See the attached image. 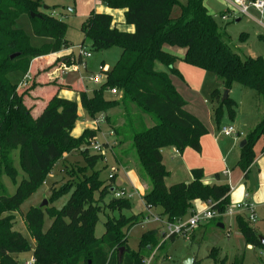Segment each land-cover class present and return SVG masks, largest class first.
<instances>
[{
  "label": "trees",
  "instance_id": "16d2710c",
  "mask_svg": "<svg viewBox=\"0 0 264 264\" xmlns=\"http://www.w3.org/2000/svg\"><path fill=\"white\" fill-rule=\"evenodd\" d=\"M102 1L110 10L125 11L124 23L134 27V31H121L112 15L94 11L82 25L85 38L81 45L88 42L91 51L98 53L118 48L121 57L113 68L104 71L102 67L105 84L91 94L84 90L76 91L80 107L91 120H95L107 110L117 106L127 110L131 104L153 119L151 127L143 125L142 128L134 126L130 129L132 148L136 152L140 171L150 181L142 198L147 211H160L157 215L168 222L186 220L193 214L194 203L200 201L211 204L215 212L224 214L230 206L231 189L226 184H204L202 169L192 171L193 180L190 183L166 185L169 173L163 162L162 149L174 147L179 153L186 149L201 153V139L209 133L204 124L187 111V103L177 92L170 76L181 77L176 65L183 62L216 77L221 88L212 92L210 103L218 130L221 128L222 108H226L231 121L237 115V103L230 97L222 100L225 91L239 85L257 93L263 117L245 137L246 145L241 149L237 163L247 183L256 158L254 147L260 139H264L263 58H243L233 51L226 28L219 26L210 15L204 7V0H184V4L179 0ZM40 2L0 0V179L3 175L16 178L12 161L15 151L19 152L21 169L27 176L14 196L0 197V264H21L14 256L31 252L34 264H146L147 256L155 248L161 250L164 243L160 242L162 237L157 228L141 235L137 250L129 246V233L141 225V215L123 214L132 210L131 200L113 197L106 208L119 216H110L102 237L95 235L100 214L95 202L114 196L122 189L116 186L115 176H111L106 185V181L100 178L101 172L96 171L97 165L105 161L101 153L91 152L100 127L86 129L79 137H73L72 131L79 118V104L60 98L59 93L74 90L58 79L47 80V76L58 69L61 62L74 64L71 58L58 57L42 69L33 71L36 60L67 50L69 45L66 39L68 26L42 13ZM176 5L180 6V15L172 18ZM23 14L40 16L31 17L34 35L51 40L50 45L41 49L31 47L29 38L15 28ZM247 39L248 34L240 35V42ZM166 45L184 49V57L178 58L165 51ZM158 64L167 71H158ZM14 73L29 75V82L23 87L12 83L9 76ZM42 75L46 78L44 84L41 83ZM48 85L57 90L43 97L42 108L35 113L37 109L32 106L33 96L39 88ZM112 88L122 92L119 101L105 98L108 89ZM115 131L119 134L118 130ZM73 153L82 157L85 166L70 168L65 165L64 174L74 182L59 191L52 189L54 200L70 194L67 204L60 210L32 207L24 216L26 229L35 243L32 247L29 240L14 231L13 214L44 184L54 167L64 161V155ZM247 190L248 193L254 191L249 187ZM96 194L100 195L99 200H96ZM45 213L52 219L46 232L43 231ZM235 220L246 245L264 250L258 230L248 218L239 215ZM178 239L180 237L172 235L166 241L174 243ZM214 256L215 251H212L210 258ZM198 263L197 260L194 262ZM242 263L243 259L234 262Z\"/></svg>",
  "mask_w": 264,
  "mask_h": 264
},
{
  "label": "rangeland",
  "instance_id": "374dc122",
  "mask_svg": "<svg viewBox=\"0 0 264 264\" xmlns=\"http://www.w3.org/2000/svg\"><path fill=\"white\" fill-rule=\"evenodd\" d=\"M179 2L181 4L185 3L184 0H179ZM40 3L42 6L40 11L42 13L46 14L47 16L57 18L63 21L68 26L66 39L69 42V45L68 49L66 50V54L64 56H61L60 59L69 57L75 65L82 64V62H79L80 55L78 46L81 45L85 36L81 28L82 25L90 18L92 11L100 14H110L113 16L114 21H119L121 19V12L119 10H110L102 0H41ZM204 7L207 9L210 15L215 18L219 26L226 28V31L231 38L230 46L233 51L238 53L243 58H256L257 56H262V58L264 59V27H259L257 23L249 21L247 18H244L240 23H236L235 21H222L220 19V16L229 14V12L232 10L227 0H204ZM252 14L256 16L255 12H253ZM179 15L180 6L176 5L172 10L171 17L177 18ZM32 25V18L30 17V15L23 14L18 18L15 28L23 32L29 38L30 45L34 49H41L50 45L52 43L51 40L40 38L34 35ZM243 33L248 34V39L246 42H240L239 40L240 35H242ZM87 47L88 51L91 52V57L88 59L84 58V61L86 62V68H84V66H80L79 73L72 71L57 72V70L63 64V62H61L62 64L59 65L58 69L53 71V74L50 73L52 75H48V80L52 81L60 77V82L66 84V86L75 85V87L80 88L81 78H85L87 75L92 73L102 74V67H108L109 69L113 68L121 57V50L118 48H113L109 51L98 53L91 51L88 42ZM178 64L176 65L177 69ZM67 65L70 66L68 63ZM103 70L107 71L105 68H103ZM207 74L208 76L207 80L204 83V91L201 98L202 105H200V107L211 110V94L214 90L220 89L221 86L214 75L208 72ZM9 78L12 83L19 86L25 80L26 75H23L21 73H14L11 74ZM103 84H105V80L101 85ZM101 85L92 84V87L98 89ZM92 91L89 93L91 94ZM38 92H36V94L33 96L34 102L32 101V106H35V110L37 109L35 113L42 108L43 93ZM70 94L71 93L62 92V95L68 96ZM73 96L75 97V95ZM121 97V91L116 96H112L109 93H106L105 95V98L110 101H119ZM231 98L237 102L241 101V99H244V101L249 102V106H253V108L251 106L253 110L248 106L245 108V111H243L244 122L242 123L249 122L248 127L251 128L255 120L262 117L263 107L261 104V99L256 92L249 89H244L243 87L236 85V87L233 88ZM203 101H206V103ZM250 102L252 104H250ZM215 108H217V106H215ZM247 113L249 114L246 115ZM222 114L223 117L221 119L220 125L231 126L233 124V121L228 118L226 108H222ZM84 117L86 120H88L87 122H84ZM148 117L149 116L147 115H143L138 107L131 104L128 105L127 110H124L123 106H117L115 108L107 110L106 114L98 116V118L95 120H91L88 114L83 111L82 108L80 109L79 118L72 131L73 137H79V135H81L87 127L94 128L92 130H96V121L102 118L104 120V123H101L99 125V127L101 126V131L98 134L97 142L104 147V140L109 138L108 135L110 129L105 124H107L108 126H112V128L115 130H118L119 134H114V136L118 135V137H116L123 140L122 142L124 144L116 147L113 152L106 151L105 148L103 152L105 161L100 162L96 167V171L101 172L100 178L101 180L106 181V185L109 184V179H111V176H115L116 180L118 178V175L115 174V172H117V169L119 167L115 163V159L133 160V162L139 165L136 152L132 148V134L130 129L134 126H136L137 128H142L143 125L144 127H148V125L151 124V122L148 120ZM212 118L216 129H218L213 114ZM94 123H96V125H94ZM225 139L226 138H222V140ZM108 141L113 142L114 138H109ZM91 152H93L92 149ZM12 161L17 176L14 179L9 177L8 175H3L1 177L0 197L14 196L20 183L27 178V176L21 169L18 151L12 153ZM65 165L70 166V168L77 165L85 166V162L77 153H73L71 155L65 154L64 161L60 162L57 166L54 167L51 174L46 178L44 184L37 188L35 192L22 203L20 209L15 214H13L14 231L20 232L27 240H29L31 244L35 243L30 238L24 221V216L29 212V210L32 207H41L45 202L46 205L42 206V209L55 208L56 210H60L67 204L69 200L70 194H66L57 200H54L52 197L53 188L54 190L59 191L63 189L64 186H67L74 182V179H70L66 174H64L63 171ZM141 173L142 171H140L139 177L149 185V179L143 173ZM182 175L183 174L181 173L180 178L186 181V178H183ZM119 177L120 179H122L123 174L119 173ZM173 177L174 176L166 179V184L168 185V187L176 183H180L178 182L180 180H174L175 178ZM235 178L236 176L233 177V180H235ZM119 187L126 190L130 189L127 181L122 183L121 186L119 185ZM246 192L247 189L245 193ZM254 195L255 192H250L251 200L255 202ZM99 196V194H96V200H99ZM113 197V195L106 196L103 200L101 199L98 202H95L100 211V214L98 215L99 221L95 230V235L97 238H100L104 235L106 221L111 217L117 218L119 216L117 213H110L106 208L107 204ZM242 200L243 196L241 198H238L239 203H243ZM131 204L132 210L124 211L123 214L126 216L141 215V225L134 228L128 235L129 246L132 249L137 250L139 239L144 232L152 230L156 227H161V230H159V236L160 238L162 237L160 242L164 243V245L162 246L163 248L161 250L155 248L153 252L147 256L146 264H148V261H150V264H181L182 261L190 254H194L196 256V260L199 262L198 264H234L236 260L238 261L241 259H243L242 264H264V250L259 248H255V250L253 248H247L245 240L235 224L229 225L228 223L226 224V222L223 221L225 224V228L219 229L216 227V223L218 221H214L207 225L204 229H201L200 227L194 230L191 234L190 240L187 241L184 238H180L176 242L171 243L169 241H164L163 239V234L165 233V225L159 226L152 220V215H157V213H160V211L157 213L148 212L141 198H139L137 195H135L131 199ZM257 215L259 219L253 227H256L260 235L264 237V206H259V208L257 209ZM5 216L7 215H4V217ZM162 220L165 219L162 218ZM51 224L52 219L47 215V213H45L43 231L46 232L47 230H49ZM194 236L196 238V243H192V239ZM212 251H215L216 254L214 258H210V254ZM122 252L123 250H121V253ZM14 258L17 259L21 264H25L30 260L31 253L15 255Z\"/></svg>",
  "mask_w": 264,
  "mask_h": 264
},
{
  "label": "crops",
  "instance_id": "0c3cea01",
  "mask_svg": "<svg viewBox=\"0 0 264 264\" xmlns=\"http://www.w3.org/2000/svg\"><path fill=\"white\" fill-rule=\"evenodd\" d=\"M228 1V0H227ZM121 12L120 20L119 21H114L116 24V27L125 32H133L134 27L132 26H127L125 25L124 21V13L125 11L119 10ZM255 12L256 16H254L252 13ZM250 16L249 17H237L236 20H234L236 23H240L244 18H247L249 21H253L259 25V27H264V15L261 16L257 11L251 10ZM113 17V16H112ZM165 51L177 56L178 58H183L185 55V50L178 48V47H171V46H164ZM66 54V50L55 54L51 55L48 57H44L42 59L36 60V65L34 66L33 71L36 72L38 69H42L46 64H50L54 62L58 57L60 58L61 56H64ZM257 57H262V56H257ZM256 57V58H257ZM33 62V63H35ZM64 63V62H63ZM33 68V66H32ZM31 68V73L33 72ZM106 70H109L108 67H104ZM156 69L160 72H166L167 69L161 65L158 64L156 66ZM178 71L181 74V77L178 76H170L172 83L174 87L176 88L177 92L179 95L182 97V99L187 103L186 109L189 111L191 114L196 116L203 124L204 126L208 129V135L204 136L201 139V146H202V152L197 153L191 149H186L183 153H179L176 148L174 147H167L162 149V156H163V162L164 165L169 173L168 178H175L174 180H180L178 182L180 183H190L193 180L192 176V171L196 169H202L204 171V179L203 183L206 185H228L231 189L230 192V207L234 208L238 204H243L245 202H248L253 205L255 214L257 216V222H258V215H257V209L259 206L263 207L264 206V153H263V148H264V139H260L256 146L254 147V153H255V162L254 165L251 167L252 175L255 180V186H254V199L255 202L251 200L250 193L247 192L245 193L246 189L249 187V180L246 183L244 180V174L242 171L237 167V163L240 159L241 155V148L240 145L243 141H245V137L254 130V128L258 125V123L261 121V118H257L255 122L253 123V126L250 128L248 127L249 122L242 123L244 122V115L243 111H245V108L249 106V102L244 101V99H241V101H234L237 103V115L234 121L232 122L233 124L231 126H221L223 127H232L235 132V134H232L230 136L222 135L220 133L221 128L218 130L215 127L213 118H212V106L211 110L206 109V108H201L200 105H202L201 98L203 96V91H204V83L207 80V72L195 68L192 66H189L183 62H179L178 64ZM80 72V71H79ZM78 72V73H79ZM88 72V71H87ZM91 73V72H89ZM53 74V72H52ZM50 74V75H52ZM59 77V76H56ZM48 78V76H47ZM45 77L42 75L41 76V83L44 84ZM58 80H61V78H56ZM82 79V78H81ZM48 80V79H47ZM84 79L81 80L80 88L75 87V85H67L71 86L72 90H62L59 93V97L63 99H67L73 102H77L80 105V98L79 95L76 91L79 90H84L85 92L89 93L93 89L92 84L83 81ZM63 85L66 86V84L62 83ZM91 85V86H90ZM236 87V85L234 86ZM233 87V88H234ZM229 91V97H232V91ZM246 89V88H244ZM57 89L53 88L52 86H42V88H39L38 91L43 93V97L46 95L49 96L50 93H54ZM37 91V92H38ZM38 92V93H39ZM62 92L66 93H71L70 95H62ZM245 93V92H244ZM75 95V97L73 96ZM252 95V94H251ZM249 98V96H248ZM232 99V98H231ZM206 103V101H203ZM43 104V101H42ZM250 104H252L250 102ZM204 105V103H203ZM252 106V105H251ZM251 106H249L251 108ZM253 108V106H252ZM251 108V109H252ZM81 107L79 106V112H80ZM253 110V109H252ZM247 113L246 115H248ZM252 114V113H251ZM84 122H87L88 120L85 119L84 117ZM148 120L151 122V124L148 125V127H151L154 123L152 122V118L148 117ZM109 121V120H108ZM107 121V122H108ZM87 125V123H86ZM95 125V124H94ZM110 130H109V138H114L113 142H109L108 139L104 140V147L106 148V151H111L113 152L114 149L118 146H121L124 144L122 139H118V135L114 136L116 134L115 129L112 128V126H108L105 124ZM101 127V126H100ZM98 128V126L96 127ZM86 129H94V128H86ZM85 129V130H86ZM84 130V131H85ZM82 133V132H81ZM213 133V134H212ZM212 134V135H211ZM80 136V135H79ZM222 138H226L225 140H222ZM98 139V137H97ZM138 160V159H137ZM115 163L118 165L117 172L115 174L118 175V178L116 180V186L118 188L119 185L121 186L122 183L127 181L128 186L130 189L125 191L131 192L133 194H137L139 198H141L144 206L145 203L143 201V196L147 189L149 188V185L144 182V180H141L140 176V165L136 164L133 162V160H120V159H115ZM119 173L123 174V178L120 179ZM181 173L183 174L182 177L186 178V181L184 179H181ZM218 175V177L216 176ZM236 176L235 180H233V177ZM180 178V179H178ZM178 184V183H176ZM167 185V184H166ZM168 186V185H167ZM122 189V188H121ZM250 189V187H249ZM243 196V203H239L238 198ZM209 207V204L196 201L193 205V213H198L205 211ZM146 208V206H145ZM147 210V208H146ZM149 212V211H148ZM236 214H240L243 216H246V212H237V210L234 211ZM239 216V215H238ZM237 217V216H236ZM236 217H226L223 216L219 219L213 220L205 225L200 226L201 229H204L207 225L214 221H218L216 223V227L219 229H224L225 224L228 223L229 225L235 224L236 225ZM247 217V216H246ZM224 221V222H223ZM256 222V223H257ZM255 223V224H256ZM253 224V226L255 225ZM219 225H223L224 227L221 228ZM199 227V228H200ZM158 227L154 228L157 229ZM256 228V227H254ZM161 230V227L158 228ZM258 230V229H257ZM258 234L260 237H263L260 235L259 231ZM264 238V237H263ZM166 241V240H165ZM192 243H196V238L195 236L192 239ZM191 243V244H192ZM32 247L35 246V244H31ZM247 248L251 249L253 248L252 246H247ZM255 250V248H253ZM194 258V262L196 261V256L194 254H191ZM33 260V253L31 252V258L29 261ZM27 261V262H29ZM27 262L25 264H27Z\"/></svg>",
  "mask_w": 264,
  "mask_h": 264
},
{
  "label": "built area",
  "instance_id": "2783aa9c",
  "mask_svg": "<svg viewBox=\"0 0 264 264\" xmlns=\"http://www.w3.org/2000/svg\"><path fill=\"white\" fill-rule=\"evenodd\" d=\"M229 5L231 6L232 10L229 12V14L221 15L220 19L224 22H230L237 19V17H249L251 10L257 11L261 16L264 15V0H228L227 1ZM80 59L79 62H82L81 65H75L72 64L68 66L67 64L63 63L62 66L57 70V72H66V71H72V72H79L80 66H84L86 68V62L84 61V58L88 59L91 57V52L88 51L87 45H79L78 46ZM83 81H86L90 84L95 85H101L104 80H106V77L104 76L103 72L102 74H89L87 75ZM81 79V80H82ZM30 80V76L26 75L25 80L20 85L21 87L25 86ZM110 95L116 96L120 93L118 88H112L108 89L107 91ZM97 122V126L101 123H104V120L101 118ZM96 125V123H94ZM220 133L222 135L230 136L232 134L236 135L235 130L232 127H223L220 130ZM104 148L101 144H99L97 141L92 144L91 149L94 153H101L103 155ZM104 156V155H103ZM136 193L133 194L131 192L125 191V190H118L114 197L117 199H129L131 200ZM237 210V212H246V216L251 224H255L257 222V216L255 214V210L252 204L245 202L243 204H238L234 208L228 207L226 212L224 214H219L215 212L211 204H209V207L202 212L193 213L189 218L186 220H177L174 222H168L166 220H162L161 217L158 215H152V220L154 223L158 224L159 226L165 225V233L164 241L167 240L170 236L175 235L180 238H184L187 241L190 240L191 234L194 230L198 229L200 226L205 225L213 220L219 219L223 216L226 217H236L240 214H235L234 211ZM27 264H34V261H29ZM148 264H150V261H148Z\"/></svg>",
  "mask_w": 264,
  "mask_h": 264
},
{
  "label": "water",
  "instance_id": "95a60500",
  "mask_svg": "<svg viewBox=\"0 0 264 264\" xmlns=\"http://www.w3.org/2000/svg\"><path fill=\"white\" fill-rule=\"evenodd\" d=\"M34 16L36 17H40L39 15H31V17L34 18ZM17 56L16 55H13L11 57V59L15 58ZM264 60V59H263ZM229 97V91H225L224 94H223V98L222 100H226L227 98ZM246 145V141H243L240 145V148L242 149L244 146ZM254 186H255V180H254V177L252 174L249 175V187L250 189H254ZM46 205V202L42 205V206H45ZM41 206V207H42ZM221 228H223L224 226L223 225H219ZM260 242L262 243V245L264 246V238L263 237H260ZM91 264V263H90ZM181 264H194V258L193 256L190 254L188 255L183 261Z\"/></svg>",
  "mask_w": 264,
  "mask_h": 264
}]
</instances>
